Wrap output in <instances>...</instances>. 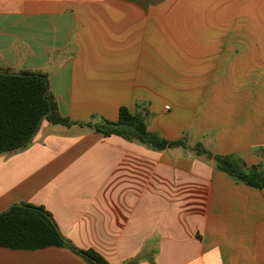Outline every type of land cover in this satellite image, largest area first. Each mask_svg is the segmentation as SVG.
Masks as SVG:
<instances>
[{"label":"crops","instance_id":"crops-1","mask_svg":"<svg viewBox=\"0 0 264 264\" xmlns=\"http://www.w3.org/2000/svg\"><path fill=\"white\" fill-rule=\"evenodd\" d=\"M0 69L46 75L72 120L145 106L151 131L264 166V0H0ZM27 145L0 154V212L43 207L110 264H264V190L212 160L46 118ZM0 264L89 263L0 247Z\"/></svg>","mask_w":264,"mask_h":264},{"label":"trees","instance_id":"trees-1","mask_svg":"<svg viewBox=\"0 0 264 264\" xmlns=\"http://www.w3.org/2000/svg\"><path fill=\"white\" fill-rule=\"evenodd\" d=\"M6 72V73H1ZM0 69V154L28 146L44 118L53 125L81 126L104 137L119 136L157 151L184 148L212 160L216 169L228 177L259 190H264V166H249L236 154H213L202 143L191 147L187 136L169 140L149 129L147 107L131 111L122 107L115 121L93 116L89 121L64 117L49 91L46 75L32 71ZM140 108L142 105H138ZM51 111V112H50ZM64 238L52 215L45 208L30 203L15 204L0 215V247L36 251L48 247L72 250L89 264H110L97 251L75 247Z\"/></svg>","mask_w":264,"mask_h":264},{"label":"water","instance_id":"water-1","mask_svg":"<svg viewBox=\"0 0 264 264\" xmlns=\"http://www.w3.org/2000/svg\"><path fill=\"white\" fill-rule=\"evenodd\" d=\"M1 73H6V72H2ZM11 74H14V75H22V73H19V72H15V73H11ZM51 112V111H50ZM29 143V142H28ZM23 147V146H22ZM22 147H19L18 149L22 148ZM13 206H11L10 208H8L7 210L3 211V212H0V215L4 214L5 212L9 211ZM67 241V240H66Z\"/></svg>","mask_w":264,"mask_h":264}]
</instances>
